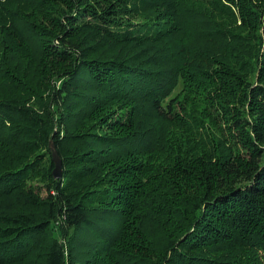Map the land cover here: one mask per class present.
<instances>
[{
    "label": "trees",
    "instance_id": "16d2710c",
    "mask_svg": "<svg viewBox=\"0 0 264 264\" xmlns=\"http://www.w3.org/2000/svg\"><path fill=\"white\" fill-rule=\"evenodd\" d=\"M2 32L35 48L0 56V264H264V0H0Z\"/></svg>",
    "mask_w": 264,
    "mask_h": 264
},
{
    "label": "rangeland",
    "instance_id": "374dc122",
    "mask_svg": "<svg viewBox=\"0 0 264 264\" xmlns=\"http://www.w3.org/2000/svg\"><path fill=\"white\" fill-rule=\"evenodd\" d=\"M32 19V21H34V23L36 24L35 28L36 30H38V25L40 26H44V27H48V21H41L40 18L35 17L34 15L30 17ZM10 35V36H9ZM9 35L6 32H2V34L0 35V56H2V58L6 59L9 62H13L16 61L18 59V52H20V55H24L27 54L29 55L33 49L35 48V46L29 44L27 45L24 43H19L16 40V37L14 36V34L9 33ZM4 50V51H3ZM52 70H48V72H52ZM47 73V72H46ZM43 75L42 74H36L34 75L35 79H39V80H43ZM199 84V83H198ZM42 85L45 87V89L47 88L45 81L42 82ZM201 86V84H199V87ZM178 92V91H176ZM185 92V89L182 90V93Z\"/></svg>",
    "mask_w": 264,
    "mask_h": 264
},
{
    "label": "water",
    "instance_id": "95a60500",
    "mask_svg": "<svg viewBox=\"0 0 264 264\" xmlns=\"http://www.w3.org/2000/svg\"><path fill=\"white\" fill-rule=\"evenodd\" d=\"M50 149H51V157L54 163V169H53V174L54 176H60L61 175V161L60 158L53 147V145L50 143Z\"/></svg>",
    "mask_w": 264,
    "mask_h": 264
}]
</instances>
